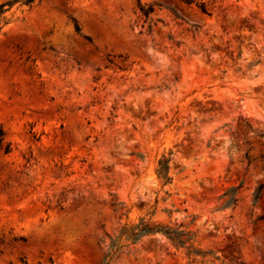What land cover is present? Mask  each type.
Masks as SVG:
<instances>
[{
  "label": "rangeland",
  "instance_id": "rangeland-1",
  "mask_svg": "<svg viewBox=\"0 0 264 264\" xmlns=\"http://www.w3.org/2000/svg\"><path fill=\"white\" fill-rule=\"evenodd\" d=\"M139 1L162 22L143 23L137 0H40L8 12L0 264H101L104 234L154 209L155 222L193 233L200 250L264 264V162L243 158L264 157V0ZM108 54L128 56L129 70L105 68ZM243 121L262 138L243 137ZM162 155L172 178L163 186ZM241 181L235 206L222 208ZM173 253L149 235L111 264H221Z\"/></svg>",
  "mask_w": 264,
  "mask_h": 264
},
{
  "label": "trees",
  "instance_id": "trees-1",
  "mask_svg": "<svg viewBox=\"0 0 264 264\" xmlns=\"http://www.w3.org/2000/svg\"><path fill=\"white\" fill-rule=\"evenodd\" d=\"M40 0H5L0 2V29L9 23V17L7 16L8 12L14 6H25L27 8L32 7L35 3ZM186 5H191L194 3L193 0H181ZM155 4H142L137 0V10L140 20H143V23L146 21L151 22H162L159 19H152V16L155 12ZM197 10L206 16H210V12L204 2L195 3ZM74 28L79 32V28L75 20H73ZM195 30L198 29L197 26H192ZM151 27L148 26V32H150ZM88 42H91L89 37L85 38ZM168 39L172 40V37L168 35ZM104 60L106 61L105 68L114 66L118 71L125 72L129 70L132 63L129 62L128 56L118 54V55H106ZM176 80V77H175ZM238 129L242 132L243 137L247 134L252 133L250 137L252 138H262V133L254 130L247 121H243L242 124H238ZM11 150V144L6 140L5 132L2 127H0V151L3 154H8ZM244 160L249 165L251 162L258 159L260 162H264V157L262 154H259L256 158H251L248 155V151H245L243 154ZM169 156L162 155L156 162L155 175L156 178L163 185L169 184L172 181V178L169 176ZM243 182L241 181L237 186L230 187L227 191L222 194L221 198H225V201L222 208L235 206L237 202L236 195L238 190L241 188ZM263 185H258L251 194L252 204L257 202L262 196ZM110 207L114 212H119L125 206L121 202H117L115 197L112 195V200L110 202ZM128 211L126 210V213ZM125 213V215H126ZM155 214V209L147 213V216L139 218L136 222H125L117 229L114 234H104V239L102 244H104V254L101 261V264H111V262L117 258L123 252H127L129 247L136 244L142 238L149 235L160 234L164 239L169 243V245L175 250L173 255H176V252L182 251L183 255L187 257L188 260H195V258H200L202 262H208L207 257H211L214 261H220L221 264H242L241 262H235L230 260L226 262L223 259H220L218 256H215V253L212 251H202L196 247L195 235L189 231H185L178 227H172L168 225H161L160 223L155 222L152 218ZM262 219L258 217L257 220ZM107 239V242L105 241Z\"/></svg>",
  "mask_w": 264,
  "mask_h": 264
}]
</instances>
